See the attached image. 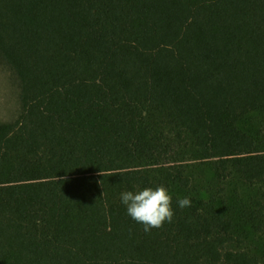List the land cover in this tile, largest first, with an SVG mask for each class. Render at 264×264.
I'll return each mask as SVG.
<instances>
[{
	"label": "trees",
	"instance_id": "16d2710c",
	"mask_svg": "<svg viewBox=\"0 0 264 264\" xmlns=\"http://www.w3.org/2000/svg\"><path fill=\"white\" fill-rule=\"evenodd\" d=\"M0 65V264H264V0H0Z\"/></svg>",
	"mask_w": 264,
	"mask_h": 264
},
{
	"label": "clouds",
	"instance_id": "9594fccd",
	"mask_svg": "<svg viewBox=\"0 0 264 264\" xmlns=\"http://www.w3.org/2000/svg\"><path fill=\"white\" fill-rule=\"evenodd\" d=\"M103 195V194H102ZM121 202L126 206L127 214L137 223L143 225L148 233L153 228H160L165 222H171L174 211L172 196L163 185L155 188L145 187L136 192L124 191L120 194ZM188 197L178 200L180 208L190 206Z\"/></svg>",
	"mask_w": 264,
	"mask_h": 264
},
{
	"label": "rangeland",
	"instance_id": "374dc122",
	"mask_svg": "<svg viewBox=\"0 0 264 264\" xmlns=\"http://www.w3.org/2000/svg\"><path fill=\"white\" fill-rule=\"evenodd\" d=\"M18 110V90L11 73L0 65V121L14 117Z\"/></svg>",
	"mask_w": 264,
	"mask_h": 264
}]
</instances>
